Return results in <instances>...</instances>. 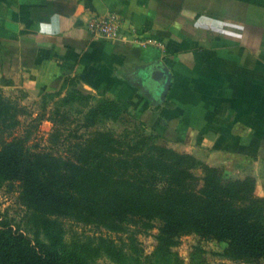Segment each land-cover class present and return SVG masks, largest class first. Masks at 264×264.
I'll use <instances>...</instances> for the list:
<instances>
[{
	"label": "crops",
	"instance_id": "obj_1",
	"mask_svg": "<svg viewBox=\"0 0 264 264\" xmlns=\"http://www.w3.org/2000/svg\"><path fill=\"white\" fill-rule=\"evenodd\" d=\"M107 14L124 21L122 39L88 30ZM67 88L152 117L159 134L174 125L175 147L209 166L248 169L264 197V8L241 0H0V97H63Z\"/></svg>",
	"mask_w": 264,
	"mask_h": 264
},
{
	"label": "rangeland",
	"instance_id": "obj_2",
	"mask_svg": "<svg viewBox=\"0 0 264 264\" xmlns=\"http://www.w3.org/2000/svg\"><path fill=\"white\" fill-rule=\"evenodd\" d=\"M70 88L63 97H0V107L6 106L0 113V150L17 139L24 156L34 155L40 178L49 186L46 192L71 185L75 188L68 190L74 195L82 190L85 185L81 181L71 180H77L82 173L79 169L87 164L93 176V152H101L103 164H123L115 175L137 179L147 174L145 162H150L149 154L154 157L153 148L171 149L190 155L199 163L193 173L203 176L202 166L209 165L173 145L174 125L159 134L152 117L138 118L122 106L95 115L93 111L103 99L93 101V97ZM209 167L218 169L226 179L248 180V186L254 180L248 169ZM14 169L12 175L0 176V231L14 234L39 252L66 257L75 251L90 264H207L210 260L242 264L246 260L229 238H207L195 232L163 238L157 227L96 223L93 204L84 206L79 195H73L75 205L66 197L60 204L45 201L31 192L28 182L15 176ZM253 188L254 196L264 199L255 193V180ZM89 193L93 200V187ZM256 263L264 264V258Z\"/></svg>",
	"mask_w": 264,
	"mask_h": 264
},
{
	"label": "trees",
	"instance_id": "obj_3",
	"mask_svg": "<svg viewBox=\"0 0 264 264\" xmlns=\"http://www.w3.org/2000/svg\"><path fill=\"white\" fill-rule=\"evenodd\" d=\"M241 1L264 8V0ZM5 109L6 106L0 107V113ZM121 109L119 103L103 100L93 114L105 115ZM151 153L156 158L149 154L151 160L145 162L147 174L137 179L115 175L123 164H103L101 152H93V176L91 165L79 169L80 179L71 181L79 180L85 185L76 195L84 206L93 204L96 223L157 227L163 238L192 232L207 238H229L238 255L246 259L242 264H257L256 260L264 258V199L254 196V180L248 186V180L226 179L218 169L209 166H202L205 172L199 177L193 173L199 163L190 155L157 147ZM33 157L23 155L17 139L5 144L0 150V176L12 175L15 168V176L28 182L31 192L41 199L60 204V199L66 197L74 204L76 195L69 191L72 185L63 192L45 191L49 186L45 178H40L39 165ZM92 187L93 200L89 193ZM81 212L85 214V209L81 208ZM0 264L90 263L75 251L66 257L39 252L14 234L0 231Z\"/></svg>",
	"mask_w": 264,
	"mask_h": 264
},
{
	"label": "built area",
	"instance_id": "obj_4",
	"mask_svg": "<svg viewBox=\"0 0 264 264\" xmlns=\"http://www.w3.org/2000/svg\"><path fill=\"white\" fill-rule=\"evenodd\" d=\"M124 21L116 14L98 16L88 23L91 33L101 36L107 40H120L123 38L122 29Z\"/></svg>",
	"mask_w": 264,
	"mask_h": 264
}]
</instances>
